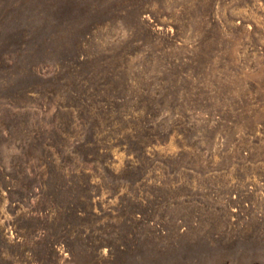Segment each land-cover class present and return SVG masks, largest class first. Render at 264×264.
Here are the masks:
<instances>
[{
    "label": "rangeland",
    "instance_id": "374dc122",
    "mask_svg": "<svg viewBox=\"0 0 264 264\" xmlns=\"http://www.w3.org/2000/svg\"><path fill=\"white\" fill-rule=\"evenodd\" d=\"M0 264H264V0H0Z\"/></svg>",
    "mask_w": 264,
    "mask_h": 264
},
{
    "label": "clouds",
    "instance_id": "9594fccd",
    "mask_svg": "<svg viewBox=\"0 0 264 264\" xmlns=\"http://www.w3.org/2000/svg\"><path fill=\"white\" fill-rule=\"evenodd\" d=\"M102 253H103L104 255H106V254H107V249H103V250H102Z\"/></svg>",
    "mask_w": 264,
    "mask_h": 264
}]
</instances>
